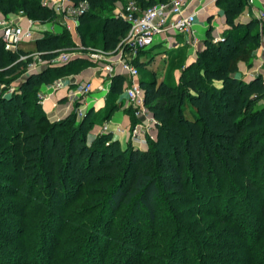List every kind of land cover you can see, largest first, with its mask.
Returning a JSON list of instances; mask_svg holds the SVG:
<instances>
[{"label": "trees", "instance_id": "1", "mask_svg": "<svg viewBox=\"0 0 264 264\" xmlns=\"http://www.w3.org/2000/svg\"><path fill=\"white\" fill-rule=\"evenodd\" d=\"M73 1H86L89 5V10L80 16L77 29L84 45L87 46L89 41L92 48L99 46L105 52L116 50L126 36L129 24L119 16L100 17L96 14L101 0ZM134 1L140 9L145 10L169 0ZM246 4V0H230L227 3L225 13L231 31L227 33L225 41L212 44L200 53L195 62L184 68L178 82L172 78L171 72L160 83L155 80L141 81L146 105L154 113L159 129L156 142L148 138V143L154 144L153 148L143 150L129 144L123 149L118 140H111L112 133L90 138L88 131L95 122L88 121L94 119L93 114L97 113L94 109L88 111L79 125L70 126L66 132L62 131L64 124L59 122L52 123L47 129L41 128V121L47 118L37 100L41 86L51 83L56 74L80 71V65L88 62L78 57L68 64L32 73L19 88V92L9 97L3 96L0 86V163L8 162V152L2 141L7 142L10 135L9 147L12 148L11 153H16L10 158L16 163V168L20 167L19 175L25 189L29 188L26 178L32 181L31 186L40 188L42 192L50 189V194L54 196L71 194L76 182L96 184L98 187H89L84 197V211L95 212L100 208L96 219L103 222L110 220V215H114L122 205L132 206L133 213L128 216V221L134 226L147 219L155 221L160 202L165 198L173 202L172 197L175 195H188L187 187L195 183V180L200 183L225 171L232 172L240 164L247 169L258 167L264 159V106L255 108V105L264 100V78L259 75L245 82L235 75V66L225 65L226 60L240 56L247 46L256 48L254 36L250 35L252 23L242 32L238 29L243 25L235 22ZM17 8H21L19 11H24L31 19L51 13L42 5L41 0H0V11L5 15L19 12ZM73 45L67 30L57 34L45 33L34 42L42 60H50L57 55L58 50ZM20 54L30 53L22 50L19 53L7 51L0 43V71L5 75H13L18 68L32 61V58L20 60ZM176 57V62H179L180 56ZM135 63L138 67L141 64L139 59ZM125 81L122 75L113 77L106 98L107 113L103 119H107L119 107L116 100L123 93ZM187 98L200 102L205 120L201 114L186 107ZM159 100H164L167 106H158ZM135 120L133 125L137 122ZM162 144L168 147V151L159 148ZM41 165L45 168L43 171ZM66 167L72 168L75 182L70 183ZM45 173L48 176L45 177ZM3 175L8 181L9 175ZM248 179V188L255 190L254 177ZM233 212L230 208L227 215L232 216ZM243 217H235L239 230L249 235L250 239L258 236L259 230L254 228L253 232L245 231L247 227ZM9 220L0 214V225L11 224ZM0 231L1 239H14L11 229ZM40 236L39 241L33 244L32 249L36 252L32 259L22 248L2 256L5 248L0 246V263L111 264L107 262L109 257L98 256L90 246L78 248V251L66 249L56 253L60 240L53 227ZM126 236V244L117 252V262L113 264H120L118 261L122 258L124 264H142L147 257L142 256L144 249L137 251L133 244L128 243L132 235L128 233ZM81 237L66 240L75 243ZM47 239L48 247L42 248ZM90 240L97 242L98 236L92 234ZM203 242L207 245L208 239ZM148 246L151 247V244ZM199 253L212 264H224L213 255L202 251ZM261 255L264 260V252ZM34 259L36 262H33Z\"/></svg>", "mask_w": 264, "mask_h": 264}, {"label": "rangeland", "instance_id": "2", "mask_svg": "<svg viewBox=\"0 0 264 264\" xmlns=\"http://www.w3.org/2000/svg\"><path fill=\"white\" fill-rule=\"evenodd\" d=\"M131 1L133 0H119L117 2L101 0L99 8L95 12L100 17L118 16ZM228 2L230 0H216L217 10L215 15L207 20L208 30L204 44L195 43V52L192 55H189L187 48L189 45L187 46L186 43L180 50L177 49L171 52L170 49L166 54H163L165 48L160 47L153 52L154 54L149 51L150 53L145 54V58L139 66L138 81L141 83L142 80H155L160 83L171 72L172 78L178 82L184 68L195 62L200 53L207 50L212 44L224 42L227 33L231 31L225 13ZM66 3L77 5L80 2L66 0ZM20 9L17 8L18 11ZM46 9L50 10L51 13H45L43 17L38 19L28 17L32 20L35 30L44 34L63 33L66 30L63 24L65 18L52 9L47 7ZM0 13L2 12L0 11ZM235 22L243 25L242 28L238 29L242 32L246 30V26L252 23L250 35L254 36L257 45L254 49L247 46L240 56L232 60H226L225 65L235 66L237 68L235 75L245 82H250L255 76L259 75L264 78V16L257 17L249 6H245L244 11L236 18ZM68 32L74 44L79 42V44L86 47L76 51L80 54L76 57H80L86 62L106 63L119 53V50L104 53L99 46L96 48L90 47L91 43L89 41H87V46L84 45L85 43L82 42L77 29ZM158 38L157 36L156 40ZM21 50L30 53L32 56L36 53L34 43L25 44ZM177 55L180 56L179 62H176ZM38 61L33 57L30 63L18 68L13 75H5L0 71V86L3 96L9 97L19 92V88L26 79L32 73H36L35 66L40 69L38 72L47 68L39 66ZM80 66L79 70L85 68V65ZM66 75H69V73H59L52 79L53 81L63 79ZM127 83L130 84L129 79ZM37 100L45 110V106L39 97H37ZM157 102L158 106H167L164 100ZM120 105L122 104L120 103ZM259 106H264V100L258 102L255 108ZM186 107L193 109L201 114L204 120L206 119L198 100L187 98ZM100 111H96L97 113L93 114L94 119L88 121L95 122L88 131L90 138L98 137L104 129L103 116L107 112L104 111L102 114ZM75 114L73 111L72 114L63 119L54 120L50 119L46 113L47 118L41 121V128L47 129L52 123L59 122V124H64L62 125L64 127L62 131L68 130L72 125H79L85 118ZM149 115L155 119L154 113L150 109L148 117ZM144 120L149 121L146 117ZM149 124L152 128V131L151 129L149 131L152 136L150 139L152 142H156L159 133L157 122L153 124L150 120ZM95 126H101L100 131L98 129L95 131ZM170 126H172V123H170ZM145 139L147 145L143 144L142 147L146 149L153 148L154 144L148 143V134ZM10 140L9 135L7 142L6 140L2 141L9 158L7 157V163H0V214L3 218L10 219L12 225H0V230L11 229L14 239L6 241L0 237V246L5 248L2 256L15 250L20 251V248H22L25 253L28 252L31 255L32 259L36 252L32 249L33 244L39 241L40 234L42 235L44 231L48 232L49 228L53 227L55 235L60 240V246L56 253H59V250L66 249L78 251V248L90 246L89 248L96 250L98 256L102 258L109 257L107 262L109 261L111 264L117 262V252L126 244L128 233L132 235L128 243L133 244L139 252L144 249L142 256L147 257L142 264H212L206 261L199 251L215 256L217 260L224 264L264 263L261 255V252H264V185L261 184L264 183V159L260 161L258 167L252 166L251 169H247L243 164H240L232 172L225 171L210 179H204L200 183L195 180V183L187 187L188 195L174 194L175 196L172 195L173 202H169L166 198L160 202L157 207L155 221L147 219L138 226H134L128 221V216L133 213L132 206L122 205L114 215H110V220L103 222L96 219L97 214L100 213V208L95 212L84 211V207H86L84 197L88 193L89 187H98L96 184L76 182L71 194L62 193L54 196L53 193L50 194V189H47L48 192H42L40 188L31 186L32 181L26 178L25 180L29 183L30 189L28 188L29 191L25 189L19 175L20 167L16 168V163L10 158V156L16 154L11 153ZM111 140L117 141L118 139L113 135ZM7 143L8 145H5ZM128 145H123L120 142L123 149L127 148ZM159 148L162 151H168V147L164 144ZM41 169L43 171L45 168L41 165ZM66 169H68L70 183L75 182L72 168L66 167ZM3 174L9 175L7 177L9 178L8 181H6L7 179ZM44 176H48V173H45ZM250 177L255 179V190H250L247 186V180ZM228 208L234 210L232 216L227 215ZM238 215L244 216L243 218L246 220L247 228L245 231L253 232L254 228L257 231L259 230L258 236L250 239L249 235H244V232L239 230V224L235 222V217ZM175 227L177 228V234L174 232ZM169 231L171 233L167 234ZM92 234L98 236L97 242H91L90 237ZM78 236L83 237L75 243L66 240ZM207 239L208 243L205 245L203 240ZM48 242V239L44 244L42 242V248L48 247ZM149 244H151V247L148 246ZM124 261L122 258L118 262L124 264ZM33 262H36V259Z\"/></svg>", "mask_w": 264, "mask_h": 264}, {"label": "built area", "instance_id": "3", "mask_svg": "<svg viewBox=\"0 0 264 264\" xmlns=\"http://www.w3.org/2000/svg\"><path fill=\"white\" fill-rule=\"evenodd\" d=\"M196 1L202 6L192 8L191 5ZM205 1L169 0L142 10L133 0L126 5L121 14H118L119 17L129 24V30L114 51L119 50L118 61L123 65L131 79L130 84H127L125 89L126 108L130 109L137 119L147 117L149 108L145 101V90L138 81L140 69L135 63L136 60H140L142 53L151 51L156 45L163 44L169 47L170 44L167 40L171 36H186L187 44L194 46L197 43L195 38L196 21L202 9L205 8L203 3ZM246 1L248 5L255 6L258 0ZM42 5L58 14H62L65 18L63 24L68 31L78 29L80 16L89 10V5L86 1L74 5L67 4L66 0H42ZM262 16H264L263 11L260 13V17ZM44 35V33H39L35 30L32 20L28 19L24 11L21 10L8 15L0 13V43L3 44L7 51L19 53L22 46L27 43H34ZM157 36L159 38L156 40ZM85 48V46L76 43L71 47L58 50L57 55L50 60H42L37 52L33 56L31 54H20V60L26 61L34 57L39 60V66L41 67H57L72 62L77 58V55H80L76 51ZM103 52L106 53L105 51ZM34 69L36 73L40 70L37 66ZM99 69L109 78V87L100 86L98 93L105 94L107 97L111 89L112 79L117 76L116 67L114 63L107 61L106 63L99 62ZM64 87V79H57L49 84H43L38 92V97L44 103L53 92ZM93 92L90 82L75 83L69 89V98L78 104L75 110L77 116H86L91 107V100L94 101L95 99ZM147 128V124L141 121L136 122L130 130L131 140L135 143L146 142ZM107 133H111V131L109 124L106 122L100 134Z\"/></svg>", "mask_w": 264, "mask_h": 264}, {"label": "crops", "instance_id": "4", "mask_svg": "<svg viewBox=\"0 0 264 264\" xmlns=\"http://www.w3.org/2000/svg\"><path fill=\"white\" fill-rule=\"evenodd\" d=\"M203 3L205 4V8L202 9L199 16L197 17L196 26H195V29H196L195 38L197 39V43L199 42V44H204V41L206 39V32L208 30L207 20L213 15H215L216 10H217L216 0H206ZM200 6L202 5H200L197 1L191 5L192 8L194 7L199 8ZM246 6H249L250 9L253 11V13H255L257 17L259 18H260L261 11L264 12V0L256 1L255 6L253 5L250 6L247 4ZM55 33L57 34L58 32H55ZM186 39L187 37L183 35L171 36L169 40H167L170 44L168 48L163 44H159V45H156L150 52L154 54L153 52L159 47L165 48V51L163 52V54H166V52L170 49H171V52L177 49L180 50L183 47V45L187 44ZM76 43L79 44V42H76ZM188 45L189 44H187V46ZM187 48L189 51V55H192V53L195 52L194 46L189 45ZM150 52L148 53L144 52L141 54V57H140L141 63L143 62V59L145 58V54H149ZM108 62H112L115 64L116 71H117L116 74L122 75L123 77H125L126 81L124 83L123 93L116 100V103L119 107L116 108L112 113H110L107 119H103V122L104 124L106 122L109 124V129L111 133L121 142V144L123 145L132 144L133 146L137 148L145 150L146 148L142 147L143 144L146 143L145 141L135 143L130 138V130H131V127L133 126L135 116L133 117V112L130 109L126 108L125 89H126V85L128 84L127 80L129 79V83H130L131 79L126 73V70L124 69L123 65L119 63L118 55L115 56V58H113L112 60H108ZM63 79L65 80V87L62 88L61 90L53 92L50 95L49 99H47L43 103L45 106L44 108L45 112L47 113V116L50 119H54V120L63 119L69 116L70 114H72L73 111L75 112L78 104L75 101H72V99H70L68 96L69 89L72 88V85L75 83L90 82L92 84L95 99L94 101L91 100V103H90L91 107L89 108V111L91 109H94L95 111L101 110L100 112L102 114L104 113V111L106 110L108 106V101L106 99L107 97L105 96V94L98 93V91H99L100 86H104L105 88L109 87V78L107 77L105 73L100 71L99 63L89 61L88 64L85 65V68L83 70L71 72L69 73V75L64 76ZM120 103L122 105H120ZM146 118L149 121H145L144 120L145 117H142L140 119L136 118V121L137 122L141 121L144 124H147L148 138H151L152 136L149 134L150 129L152 131V128L149 124L150 120H152L153 124H156L157 121L151 115H149V117L147 116ZM95 128H96L95 131L97 129L100 131L101 126H95Z\"/></svg>", "mask_w": 264, "mask_h": 264}]
</instances>
